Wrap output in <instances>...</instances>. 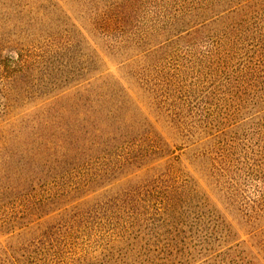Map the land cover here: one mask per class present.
Wrapping results in <instances>:
<instances>
[{
  "label": "rangeland",
  "instance_id": "obj_1",
  "mask_svg": "<svg viewBox=\"0 0 264 264\" xmlns=\"http://www.w3.org/2000/svg\"><path fill=\"white\" fill-rule=\"evenodd\" d=\"M114 1L0 0V25L21 43L2 56L29 51L53 71L95 59L168 147L93 185L105 165L23 181L18 161L34 145L15 123L37 116L46 98L0 80V264H264V222L248 201L262 183H241L246 200L231 197L236 174L220 160L248 133V115L264 118V11L258 29L225 7L207 11L217 0H125L123 31L102 12Z\"/></svg>",
  "mask_w": 264,
  "mask_h": 264
},
{
  "label": "trees",
  "instance_id": "obj_2",
  "mask_svg": "<svg viewBox=\"0 0 264 264\" xmlns=\"http://www.w3.org/2000/svg\"><path fill=\"white\" fill-rule=\"evenodd\" d=\"M124 1L102 5L104 7L102 12L110 14L123 31L128 25ZM222 7H225L221 11L224 14L241 17L238 24L260 29L262 23L260 11H264V0H217L212 1L206 10L214 12ZM9 28L0 25L1 82L4 86L14 85V88L27 93L32 100L42 98L41 96L46 98L35 105L38 109L37 116L26 124L15 123L18 131L31 135L30 144L34 145L27 153L31 159L18 161L19 172L25 174L23 181H39L38 174H41L50 177L52 183L78 170L96 166V163L105 165L107 169H102L105 172L99 175L100 179L90 183L93 185L113 177L116 169L136 167L141 161L150 160L158 156V152L166 150L164 148L168 147V144L155 139L152 129H148V121L142 118L139 105L125 88L119 83H116L114 88L104 82L103 73L96 69L95 59L88 61L87 56H82L80 61H74L77 63L76 66L60 62V67L53 71L49 67V70L46 68L47 60L43 57L33 59L29 51L16 52V58L11 55L4 57L3 48L21 45L18 37L11 33ZM18 84H22L23 87H17ZM68 84L71 85L66 86ZM237 106L234 113L227 114L228 118L235 117V112L236 115L242 112V105ZM255 106L249 103L247 107L252 109ZM208 112L210 110L206 113ZM209 115L214 116L212 113ZM248 117H250L248 123V119L244 120L247 126L254 121L249 126L248 133L242 141L238 142L236 138L231 140V146L224 145L220 160L233 170H229L227 175L236 174L237 181L230 178L233 182L230 186L233 193L231 197L234 195L240 200H246L248 198L241 188V183L251 180L262 183V187L255 192V198L248 201L256 208L254 213L256 219L264 222V118H257L256 114ZM209 126L211 123L208 122L206 127ZM2 127L3 125H0V128ZM201 128L200 126L199 132H202ZM234 145L239 146L238 152L237 149L233 151ZM210 149L208 147L203 151L201 156L203 159L209 157ZM121 154L124 156L121 157ZM7 158L12 157L9 155ZM37 159H41L42 163L39 164ZM38 165L43 167L39 168ZM261 233L264 235V225Z\"/></svg>",
  "mask_w": 264,
  "mask_h": 264
}]
</instances>
